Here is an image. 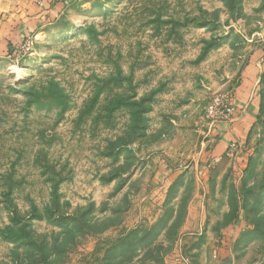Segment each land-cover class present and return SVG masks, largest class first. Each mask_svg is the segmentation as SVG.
Wrapping results in <instances>:
<instances>
[{
    "label": "rangeland",
    "instance_id": "rangeland-1",
    "mask_svg": "<svg viewBox=\"0 0 264 264\" xmlns=\"http://www.w3.org/2000/svg\"><path fill=\"white\" fill-rule=\"evenodd\" d=\"M29 37L0 57V264H264V0H70Z\"/></svg>",
    "mask_w": 264,
    "mask_h": 264
},
{
    "label": "crops",
    "instance_id": "crops-1",
    "mask_svg": "<svg viewBox=\"0 0 264 264\" xmlns=\"http://www.w3.org/2000/svg\"><path fill=\"white\" fill-rule=\"evenodd\" d=\"M69 1L44 0L41 5L39 0H0V57L9 55L27 37L35 35L46 23L57 17ZM254 82L252 75L249 76L238 90L240 95L236 92L238 116L231 131L228 128L230 125H218L213 138L217 148L210 157L218 158L222 152H226L225 142L228 136L231 140L233 135L237 140H244L253 126L260 110V94Z\"/></svg>",
    "mask_w": 264,
    "mask_h": 264
},
{
    "label": "built area",
    "instance_id": "built-area-1",
    "mask_svg": "<svg viewBox=\"0 0 264 264\" xmlns=\"http://www.w3.org/2000/svg\"><path fill=\"white\" fill-rule=\"evenodd\" d=\"M41 5L44 4V0H39ZM32 39L27 37L18 48L19 50L26 49L27 51L31 50ZM207 120L204 127L207 125L215 126L221 123L230 122L233 120L234 116L237 113V109L233 101H231L228 95H217L212 101L208 104L207 108ZM208 128V127H207Z\"/></svg>",
    "mask_w": 264,
    "mask_h": 264
}]
</instances>
